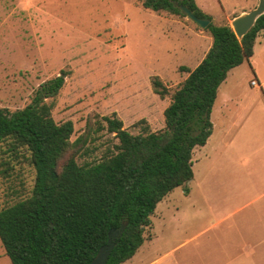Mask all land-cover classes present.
Here are the masks:
<instances>
[{
    "label": "trees",
    "instance_id": "trees-1",
    "mask_svg": "<svg viewBox=\"0 0 264 264\" xmlns=\"http://www.w3.org/2000/svg\"><path fill=\"white\" fill-rule=\"evenodd\" d=\"M180 4L210 20L205 30L212 44L195 68H180L187 76L163 111L162 130L148 132L145 127L133 135L121 120L105 116V126L99 125L97 132L105 129L118 144L98 159L79 163L77 147L84 146L93 131L90 122L86 134L71 142L72 122L57 124L51 116L65 71L40 84L24 108L0 107V143L35 171L30 195L0 210V242L12 264H90L108 233L125 223L107 261L122 264L144 242L156 205L192 179V152L211 135L210 113L218 88L231 69L252 56L257 33L264 30V15L239 41L229 26L214 25L194 0H141L144 9L171 14H181ZM152 85L155 94L167 95L157 80ZM8 164L0 161V167Z\"/></svg>",
    "mask_w": 264,
    "mask_h": 264
},
{
    "label": "rangeland",
    "instance_id": "rangeland-1",
    "mask_svg": "<svg viewBox=\"0 0 264 264\" xmlns=\"http://www.w3.org/2000/svg\"><path fill=\"white\" fill-rule=\"evenodd\" d=\"M243 1L195 0L215 25L225 23L224 13H242ZM211 44L209 32L183 14L146 10L141 0H0V107L24 108L40 84L65 71L51 116L57 124L72 122L71 142L86 134L90 122L93 131L77 147L76 161H92L118 144L105 129L97 132L105 116L121 120L133 135L145 127L162 130L163 111L187 76L180 68H194ZM156 80L167 90L164 98L154 93ZM213 143L194 151L196 186L238 179L229 170L216 171L222 157L210 151ZM1 160L9 164L0 167L8 168L0 173V210L27 198L35 179L33 167L6 153L3 143ZM188 190L193 193L194 185ZM0 264H12L1 242Z\"/></svg>",
    "mask_w": 264,
    "mask_h": 264
},
{
    "label": "crops",
    "instance_id": "crops-1",
    "mask_svg": "<svg viewBox=\"0 0 264 264\" xmlns=\"http://www.w3.org/2000/svg\"><path fill=\"white\" fill-rule=\"evenodd\" d=\"M254 4L257 0H244L239 9ZM224 15L225 23L217 26L230 27L235 14ZM210 122L211 135L193 149L192 163L195 149L216 139L210 150L222 157L216 171L229 170L238 179L196 186L191 163L192 179L156 205L144 242L122 264H264V30L257 33L252 56L219 86ZM207 158L212 172L214 157Z\"/></svg>",
    "mask_w": 264,
    "mask_h": 264
},
{
    "label": "water",
    "instance_id": "water-1",
    "mask_svg": "<svg viewBox=\"0 0 264 264\" xmlns=\"http://www.w3.org/2000/svg\"><path fill=\"white\" fill-rule=\"evenodd\" d=\"M178 8L181 14L193 21L198 27L205 29L210 24V20L196 17L187 6L180 4L178 5ZM263 15L264 0H257V4L253 9L242 12L230 20V28L234 32L237 39L241 41L243 37L253 29L257 20ZM125 227L126 224L124 223L118 230H111L108 233L106 244L99 248L90 264H107L108 258L121 238Z\"/></svg>",
    "mask_w": 264,
    "mask_h": 264
},
{
    "label": "built area",
    "instance_id": "built-area-1",
    "mask_svg": "<svg viewBox=\"0 0 264 264\" xmlns=\"http://www.w3.org/2000/svg\"><path fill=\"white\" fill-rule=\"evenodd\" d=\"M252 84H254V82H252Z\"/></svg>",
    "mask_w": 264,
    "mask_h": 264
}]
</instances>
